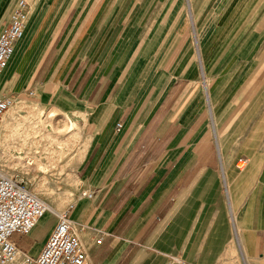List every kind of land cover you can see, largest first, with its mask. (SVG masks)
Segmentation results:
<instances>
[{
    "label": "crops",
    "instance_id": "0c3cea01",
    "mask_svg": "<svg viewBox=\"0 0 264 264\" xmlns=\"http://www.w3.org/2000/svg\"><path fill=\"white\" fill-rule=\"evenodd\" d=\"M20 1L0 0V33ZM138 5L60 30L36 72L79 128L67 208L87 264H264V0L181 1L153 26ZM55 224L13 241L37 256Z\"/></svg>",
    "mask_w": 264,
    "mask_h": 264
},
{
    "label": "rangeland",
    "instance_id": "374dc122",
    "mask_svg": "<svg viewBox=\"0 0 264 264\" xmlns=\"http://www.w3.org/2000/svg\"><path fill=\"white\" fill-rule=\"evenodd\" d=\"M125 1H28V31L8 67L1 73V90L11 96L12 105L3 121L1 119L0 169L10 177L23 180L29 190L55 211L68 210L77 198L80 184L73 176L72 160L76 155L73 149L79 148L81 137L79 128L66 113L42 104L54 100L59 87L57 84H39L36 72L60 30L62 39L71 32L81 36L93 34ZM127 1L139 3L132 16L139 19L140 25L147 16L152 19L153 26L161 22L175 25L180 12L179 2L187 0ZM146 1L150 2L148 9L144 8ZM36 3L40 5L37 10ZM73 130H77L76 137L72 136ZM239 166L243 167L244 163ZM44 219L46 226L55 221L49 213Z\"/></svg>",
    "mask_w": 264,
    "mask_h": 264
},
{
    "label": "built area",
    "instance_id": "2783aa9c",
    "mask_svg": "<svg viewBox=\"0 0 264 264\" xmlns=\"http://www.w3.org/2000/svg\"><path fill=\"white\" fill-rule=\"evenodd\" d=\"M28 15V4L22 0L0 33V75L24 37ZM11 105L12 99L0 92V121ZM83 196L93 199L95 193ZM71 208L65 211L51 209L23 184V180L10 177L0 169V264H87L81 231L70 216ZM47 213L55 217L56 224L44 248L37 256L21 253L13 236L31 234ZM102 241L99 239L97 244Z\"/></svg>",
    "mask_w": 264,
    "mask_h": 264
},
{
    "label": "bare ground",
    "instance_id": "6f19581e",
    "mask_svg": "<svg viewBox=\"0 0 264 264\" xmlns=\"http://www.w3.org/2000/svg\"><path fill=\"white\" fill-rule=\"evenodd\" d=\"M10 61H11V60H10ZM4 115H5V114H4ZM4 115H3V116H4ZM2 118H3V117H2Z\"/></svg>",
    "mask_w": 264,
    "mask_h": 264
}]
</instances>
